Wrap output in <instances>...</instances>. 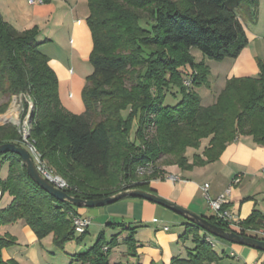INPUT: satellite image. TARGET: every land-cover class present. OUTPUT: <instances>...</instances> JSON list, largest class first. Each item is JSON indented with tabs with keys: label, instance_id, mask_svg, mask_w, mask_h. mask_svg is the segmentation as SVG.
Masks as SVG:
<instances>
[{
	"label": "trees",
	"instance_id": "1",
	"mask_svg": "<svg viewBox=\"0 0 264 264\" xmlns=\"http://www.w3.org/2000/svg\"><path fill=\"white\" fill-rule=\"evenodd\" d=\"M256 7L257 0H88L93 71L81 93L85 107L81 115L71 114L61 105L58 80L39 50L37 29L18 32L0 15V93L8 102L14 96L25 99L20 117L30 114L27 142L40 162L67 183L64 191L69 196L95 200L127 189L154 194L148 180L162 177V173L157 170L138 181V167L155 165L163 157L170 159L163 166L201 167L216 161L240 136H251L264 146L262 60L256 59L255 77L231 78L208 107L200 105L182 80L185 66L195 70L192 49L211 60L235 59L247 45L237 12ZM167 77L183 91L181 101L171 108L163 107L151 94L152 88L161 90L160 86L168 84ZM8 102L0 105V115ZM126 108L130 113L124 120L121 111ZM133 120L137 125L131 142ZM150 124H154V134L145 140ZM202 140L208 141L202 157L194 155L188 163L186 150L199 149ZM7 143L27 150L36 164L19 126L0 125V145ZM0 159L8 163L0 196L6 192L11 197L9 205L0 210V226L21 221L38 240L51 235L54 247L63 249L73 239L71 216L76 206L58 201L40 188L14 153L0 155ZM206 219L230 231L215 216ZM189 226L180 239L193 233V253L169 264L217 262L218 256L197 234L200 229ZM241 226L240 235L264 241V237L247 234L264 228L260 214L254 212ZM122 231L127 233L122 240L127 253L135 256V230L124 226ZM13 244V238L0 237V264H17L2 258V250ZM117 244L116 237L110 243L99 237L75 259L79 264H109V253Z\"/></svg>",
	"mask_w": 264,
	"mask_h": 264
},
{
	"label": "crops",
	"instance_id": "2",
	"mask_svg": "<svg viewBox=\"0 0 264 264\" xmlns=\"http://www.w3.org/2000/svg\"><path fill=\"white\" fill-rule=\"evenodd\" d=\"M245 11L244 13V10H241L240 13L246 15L250 11L252 20L253 16H257L254 24L256 37L248 41L246 47L234 59V78L255 77L258 73L256 59L264 62V0L258 1L256 9L249 8ZM0 15L6 24L18 32L37 29L39 50L48 58V64L58 80L61 105L71 114L75 115L80 110L83 113L85 107L81 92L87 74L84 62L92 50L91 34L86 21L89 16L88 0H44V3L39 5H29L26 0H0ZM237 16L246 33L241 16ZM7 99L0 93V105ZM204 141L206 142H202L199 149L186 150L188 163H192L194 155L202 157V152L208 144L207 140ZM5 164L6 162H1L0 169ZM159 170L162 177L149 179V189L155 195L196 216H214L207 206L203 185L208 184L207 195L214 199L224 194L231 182L238 178L239 181L231 186L227 195L231 215L241 222L254 212L264 218V146L253 141L251 136L238 137L225 147L216 161L207 165L189 170H181L172 165L166 169L160 167ZM171 175L177 176L178 180H170ZM2 197L3 195L0 196V201ZM121 203H125L127 207H138L147 217L137 223L130 220L127 222L137 228L134 231L136 255L127 253V247L122 243L127 235L124 232L119 237L120 243L109 253V264H169L174 258L186 259L193 253V233L185 240L180 239L191 224L182 216L151 202L126 200ZM78 209L75 214L89 218L90 226L95 224L101 227L110 223V216H107L104 210H98L97 216H106L105 223L98 224L93 221L88 211L84 210L86 208ZM263 232L264 228L248 231L247 234L263 237ZM197 234L203 240L212 236L202 229L198 230ZM6 236L13 238L14 244L2 250V258L5 261L13 260L17 264H48L43 258L44 254H55L52 250L54 245L51 235L44 240H38L33 231L21 221L0 226V237ZM212 237L217 239L212 250L219 258L212 264H224L225 258H231L225 255L227 248L234 252L237 257L235 260L239 264H264L263 252L240 245L227 247L222 243L223 240ZM217 248L219 250H216Z\"/></svg>",
	"mask_w": 264,
	"mask_h": 264
},
{
	"label": "rangeland",
	"instance_id": "3",
	"mask_svg": "<svg viewBox=\"0 0 264 264\" xmlns=\"http://www.w3.org/2000/svg\"><path fill=\"white\" fill-rule=\"evenodd\" d=\"M258 1L257 0V6H258ZM248 10V9H246ZM240 11L237 12L241 16V19L245 25L246 29V39L247 42L251 41L256 37V29H255V18L257 17L256 15L253 16L254 20L250 19L249 14L250 11L247 13L249 14H243L240 13ZM246 11L244 10V13ZM247 17L249 20H247ZM262 25H260V29H262ZM253 44V43H252ZM254 47V46H252ZM191 55H192V61L194 64L195 70H192V68L187 65L185 66L183 72L185 75H182V80H189L190 82V90H192V93L198 98L200 101V105L202 107H208L212 105L218 97L221 95L223 90L226 87L227 82L231 79L234 78V59L233 58H226L220 61L216 60H211L207 57H205L199 50L197 49H192L191 50ZM90 56V54H89ZM89 56L87 60L84 62V66L86 67V78L92 73V67L89 63ZM193 76H196V79L194 78L193 81ZM168 84L164 86H160L161 90L158 88H152L151 89V94L153 98H156V100H159L161 102V105L163 107H174L176 106L182 99L183 96V91L181 90V86L178 85L176 82H169V77L165 78ZM125 81V80H124ZM185 88V85H183ZM187 91V90H186ZM82 93V92H81ZM81 99H82V94H81ZM8 102V99L7 101ZM23 102H25V99L17 96V97H12L11 100L8 102L7 110L4 114L0 116V124H8L7 122L12 120V118L16 121L14 123H17L15 126H19L21 129V134H22V141L24 139V136L27 135L24 134V131L22 130L23 128V122L25 121L26 116H24L21 119V114H22V106ZM83 102V101H82ZM29 106L31 103L28 101ZM14 110L13 113H11L12 118H8L7 114L9 111ZM130 113V109L126 108L121 111V116L124 120L128 119ZM82 111L80 110L77 112L75 115H81ZM29 121H30V114L29 118H27V128H29ZM13 122V121H12ZM13 125V124H12ZM136 121L133 120L132 123V128L129 133L130 141L133 142L135 139V131H136ZM154 124H150L148 130L146 131L145 135V140H148L153 134H154ZM203 143L206 141L202 140ZM169 157H163L160 160L155 162V166L157 167H164L165 169L167 166H163V161L165 160H170L168 159ZM2 162V159H0V164ZM5 163V162H4ZM0 181H3L8 173V163L5 164V166L0 169ZM150 176H138V181L139 180H144ZM171 180V179H170ZM9 195L8 193L4 192L3 197L0 201V210L4 209L9 205ZM129 200L131 202H137V201H142V202H147L142 199H136V198H129V199H123L118 202H115L110 205H106L103 207H98V208H86L84 210L88 211V214L92 217L93 221L95 223H105L104 219L106 216H97L98 210H104L105 214L107 216H110V223L105 226H95L91 225L87 228V231L84 235L81 236V234H73V239L69 241L63 249H58L54 247L52 250L55 254H44V259H46L48 264H79V262L75 259V255L84 252L88 250L90 247L94 246L96 243L97 239L99 237H102L103 242L105 243H110L111 240L116 237L117 238V243H120L119 237L124 233L122 231V228L129 227L130 229H137L136 227L131 226L129 223H127L129 220L132 222H138L142 219H145L146 213L139 209L138 207L132 208V207H127L125 203H121L123 201ZM74 212L79 210L77 207H74L72 209ZM49 237L46 236L43 238ZM125 238V236H124ZM224 245L227 247L229 246H234L236 247L237 245H232L229 243H226L225 241H222ZM114 249V248H113ZM216 250H219L217 248ZM229 248L225 250V255H229ZM42 258V259H43ZM224 264H239L235 259L233 258H225L224 259Z\"/></svg>",
	"mask_w": 264,
	"mask_h": 264
},
{
	"label": "water",
	"instance_id": "4",
	"mask_svg": "<svg viewBox=\"0 0 264 264\" xmlns=\"http://www.w3.org/2000/svg\"><path fill=\"white\" fill-rule=\"evenodd\" d=\"M7 123H10L13 125L17 124L10 120ZM27 138H28V132H27V135L24 136L23 141L29 147V144L27 143ZM29 150L31 151L30 147H29ZM6 153H14L15 155H17L20 158L22 164L24 165L26 172L31 178V180L35 182L40 188H42L46 193H48L51 197H53L54 199L58 201H64V202L69 203L72 206L81 207V208H98V207H103L106 205L113 204L115 202H118L126 198L142 199L147 202H151L156 205H159L167 210H170L178 214L179 216H182L184 219L189 221L194 226H197L198 228L204 230L206 233L218 239L229 242L231 244L246 246V247H249V248H252V249H255L257 251L264 253V241L263 240L255 239V238L248 237V236H243L233 231H225L224 229L208 222L206 218L196 216L190 213L189 211L151 192L143 191L140 189H127L124 191H120L112 196L103 197V198H99L95 200H82V199L74 198L72 196H69L65 191H62L56 188L49 181H47V179H45L41 175L39 171V167L35 164L30 153L24 148L17 147L10 143L0 145V155L6 154Z\"/></svg>",
	"mask_w": 264,
	"mask_h": 264
},
{
	"label": "built area",
	"instance_id": "5",
	"mask_svg": "<svg viewBox=\"0 0 264 264\" xmlns=\"http://www.w3.org/2000/svg\"><path fill=\"white\" fill-rule=\"evenodd\" d=\"M26 1L29 5H39V4L44 3V0H26ZM183 85H185L186 87L189 88L190 87L189 80H184ZM27 118H29L28 115L26 116L25 121L23 122L22 130L24 131V134H26V132L29 130V128H27V126H26L27 125ZM29 147L31 149V152L35 156L36 165L39 167V171H40L41 175L45 179H47V181H49L52 185H54L56 188H58L62 191L67 189V187H68L67 183L61 177L56 175L51 169L47 168L43 163H41L39 158H38V155L35 153V150L33 149V147L30 144H29ZM159 169L160 168L159 167L156 168V166L153 163H149V164H146L144 166L138 167L136 170V174L138 176H151L157 170L159 171ZM169 178L173 181L178 180V177L173 176V175H171ZM238 181H239L238 178H235L231 182V186L234 183H237ZM122 186L125 187L126 184L123 183ZM231 186H229L227 188V190L225 191L224 194H222V195H220L214 199L210 198L207 195L208 184L203 185L202 190L204 192V196H205L207 206H208L209 210H211L214 213V216L217 219L221 220L223 223H225L228 226V228L230 229V231L238 233V231L240 232L242 229V226H241L242 222L239 219L233 217L229 211V208H228L227 195L230 192ZM71 222H72V226L74 229V233H76V234L85 233V231H87V228L91 224V220L89 218L80 217L76 214L71 216ZM262 236L264 237V232L262 233ZM204 240L206 243L209 244V246L211 248L216 246L217 239L213 238L212 236H207V237H205ZM103 249L106 250V248H103ZM229 256L233 259H237L234 252H230ZM251 264H262V263H251Z\"/></svg>",
	"mask_w": 264,
	"mask_h": 264
},
{
	"label": "bare ground",
	"instance_id": "6",
	"mask_svg": "<svg viewBox=\"0 0 264 264\" xmlns=\"http://www.w3.org/2000/svg\"><path fill=\"white\" fill-rule=\"evenodd\" d=\"M14 110H15V108H14L13 110H11V111L8 112V114H7V117H8V118H12V117H11V113H13ZM11 121L16 122L13 118H12Z\"/></svg>",
	"mask_w": 264,
	"mask_h": 264
}]
</instances>
